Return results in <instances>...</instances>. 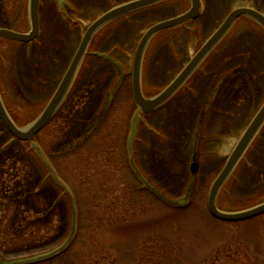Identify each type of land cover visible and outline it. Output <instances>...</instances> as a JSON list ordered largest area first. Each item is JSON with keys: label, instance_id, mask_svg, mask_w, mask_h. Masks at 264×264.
Segmentation results:
<instances>
[{"label": "rangeland", "instance_id": "1", "mask_svg": "<svg viewBox=\"0 0 264 264\" xmlns=\"http://www.w3.org/2000/svg\"><path fill=\"white\" fill-rule=\"evenodd\" d=\"M20 1L4 0L1 26L28 29L27 0L19 10ZM123 1L41 0L37 41L0 44V93L12 115L39 113L86 27ZM189 4L164 0L94 33L90 51L111 52L121 64V80L109 62L87 55L59 110L36 136L75 204L48 176L36 150L19 141L4 146L10 133L0 121V177L7 189L0 191V264H264V213L232 222L207 208L210 185L223 166L215 162L227 156L229 143L237 139L234 129L264 99V29L256 22L238 18L195 74L196 83L224 77L230 87L227 113L210 115L206 129L200 113L190 118L191 97L181 93L147 114L145 127H138L132 149L146 186L129 169L127 141L139 112L131 85L134 51L150 25ZM244 5L264 12V0H202L196 19L156 33L142 63L144 95L166 85L227 13ZM207 71L209 76H203ZM241 80L247 86L238 91ZM193 93L200 97L202 92ZM207 101L199 102V112L207 108L211 113L213 98ZM15 121L20 126L29 122ZM218 129L226 131L223 139H215ZM193 152L200 163L195 174L190 171ZM179 198L185 202L178 204ZM263 201L264 126L216 197L226 210Z\"/></svg>", "mask_w": 264, "mask_h": 264}, {"label": "water", "instance_id": "2", "mask_svg": "<svg viewBox=\"0 0 264 264\" xmlns=\"http://www.w3.org/2000/svg\"><path fill=\"white\" fill-rule=\"evenodd\" d=\"M159 1L161 0H129L106 10L92 23H90L86 28L81 38V41L76 49V52L52 97L50 98L44 109L39 113V115L27 125L20 127L14 122L0 96V120L2 121L6 129L9 131V133L13 136L14 139H17L19 141L31 142L32 147L36 150L39 158L44 163V165L49 169L53 179L57 183H59L64 189V185L55 176L54 169L50 164L49 160L47 159L45 153L43 152L41 146L37 141H34L33 138L51 120V118L54 116V114L60 107L77 71V67L85 54V51L92 35L98 29H100L102 26L109 23L110 21L120 16L136 11L138 9L157 3ZM39 4L40 0H29V31L18 32L8 28H0V37H5L20 42H30L35 39L39 32ZM200 6L201 0H190V7L185 12L154 23L141 36L136 46L132 62V92L135 103L137 104L140 111L144 113L150 112L156 107L163 104L166 100H168L173 95V93L185 82V80L200 64V62L207 56V54L214 48V46L221 40V38L226 34V32L229 30V28L237 18L241 16H247L255 20L264 28V13H262L261 11L248 6H240L232 9L225 16V18L223 19L221 24L215 29V31L199 47L193 57L182 68V70L177 74V76L157 94L152 96H145L141 86V67L144 52L149 40L155 33L159 32L160 30L179 25L190 19L196 18L200 14ZM98 55L109 59L116 66H118L120 72L122 73L120 64L116 62L109 54L100 53ZM138 120L139 115L136 114L133 119L129 136L128 146L131 153L133 139L137 132ZM263 121L264 103L261 105V107L255 114L247 128L242 133L236 146L229 155L224 167L222 168V170L211 185L207 198V206L210 213L216 218L226 221H241L264 213V201L255 206L238 211H224L219 209L216 205V195L219 189L223 185L224 181L232 171L234 165L239 160L246 147L249 145L250 141L256 134ZM196 169L197 163L194 162L191 165V170L192 172H195ZM65 191L68 192L66 189ZM68 194L72 198L69 192ZM184 201L185 200L181 198L177 202L179 204H182Z\"/></svg>", "mask_w": 264, "mask_h": 264}, {"label": "flooded vegetation", "instance_id": "3", "mask_svg": "<svg viewBox=\"0 0 264 264\" xmlns=\"http://www.w3.org/2000/svg\"><path fill=\"white\" fill-rule=\"evenodd\" d=\"M26 2V0H21L20 1V5H19V10L21 9V8H23L22 7V5L24 4ZM26 4V3H25ZM25 4H24V6H25ZM2 9V11H6L5 10V3H4V0H0V10ZM22 20H23V16H22ZM6 21H8V19L6 18ZM1 26V25H0ZM6 27H9V28H11V26H9V25H6ZM27 29H22V31H26ZM33 42V41H32ZM32 42L31 43H25L26 44V46H31V44H32ZM93 50H89V51H87L86 52V54H85V56L84 57H86L87 55H90V56H94V54H93ZM106 53H111V52H106ZM4 54V53H3ZM112 55V54H111ZM100 58H102V57H100ZM206 60V59H205ZM205 60L203 61V63H201V65L197 68V69H195V71L188 77V79L185 81V83L172 95V97L168 100V101H170V100H172L173 98H175V97H177V96H179V95H181V93H183V92H187V97H188V95L191 97V99H190V104H189V108H187V110L189 111V116H190V118H192V116H194L195 114H197V113H200V115H201V119H202V123L203 124H205L206 125V129H208V127H209V121H208V117H210V115H213L214 116V114L215 115H217V116H220L221 115V113H222V111L224 112V113H227V111L229 110V104L227 103V91H229L230 90V87L227 85V84H225V82L223 81L224 80V77H222V76H219V80L221 79L222 81L221 82H217V83H215L214 82V80H215V78L212 76V77H210L209 78V81L207 82L205 79H204V77H203V79H204V81L203 82H199V83H196L195 82V78L197 77V76H195V74H198L202 69H203V64H204V62H205ZM7 61V60H6ZM107 62H109V61H107ZM109 64L111 65V66H113V64L112 63H110L109 62ZM5 65V64H4ZM4 65L2 66V67H4ZM82 65V62H81V64L79 65V67H78V69H77V73H78V70L80 69V66ZM1 67V66H0ZM114 67V66H113ZM240 67H245L244 65L243 66H240ZM0 69H2V68H0ZM246 71V70H245ZM247 74H249V77H250V74H252L250 71H248L247 72ZM213 75H215V73L213 74ZM203 76H209V73H208V71L206 72V73H204V75ZM192 79H194V82H192ZM198 79V78H197ZM196 79V80H197ZM251 79H252V75H251ZM205 82H207L206 84H205ZM247 86V83H245L243 80H241L240 81V83L237 85V88L238 89H236V90H238V91H241V88H245ZM194 91H201L202 93H201V95H200V97H198V95L195 93H193ZM209 91H211V92H209ZM183 98H185V97H183ZM210 98L212 99L213 98V107L211 108V113L210 114H208L210 111H206V109L207 108H204V109H202L200 112H199V107H201L202 108V106H201V104L199 103V102H201L202 100H204V99H208V101L207 102H209V100H210ZM167 101V102H168ZM262 102V101H261ZM261 102L259 103V104H257L256 105V107H255V109H254V111L252 112V114L250 115V117L248 118V120L245 122V124L242 126V127H238V128H235L234 129V134H237V138L241 135V133L243 132V130L246 128V126H247V124L249 123V121L251 120V118H252V116L256 113V111H257V109H258V107H259V105L261 104ZM165 104V103H164ZM205 105H207V103L205 102ZM163 106V105H162ZM205 107V106H204ZM158 108H160V107H158ZM157 108V109H158ZM157 109H155V110H153V111H156ZM218 109V110H217ZM153 111H151V112H153ZM150 112V113H151ZM147 114H149V113H147ZM147 114H143V118L140 120V122H139V126H144L145 127V125H146V121H145V116L147 115ZM179 114H181V113H179ZM240 114H241V111H240V109L236 112V115L237 116H240ZM207 119V120H206ZM204 120H205V122H204ZM197 123V122H196ZM191 126H192V124H191ZM263 126H264V124H263ZM262 126V127H263ZM262 127L260 128V130L258 131V133H257V135H256V137H255V139L258 137V135L260 134V132H261V130H262ZM227 132H230V130H228ZM225 133H226V131L225 130H220V129H218V130H216L215 132H214V135H215V139H218V140H220V139H223V137H225ZM207 136H208V134H206ZM182 137V136H181ZM208 139H210V137L208 136ZM254 141H252V143H253ZM252 143H251V145H252ZM232 145V143L230 142L229 143V146H231ZM251 145H249L248 147H247V149L245 150V153H246V151L250 148V146ZM218 147H220V149H221V151L223 152L224 151V149L226 148V145H224V143L222 142V141H220L219 143H218ZM223 153H225V152H223ZM245 153H244V155H245ZM227 154V153H226ZM198 152H193V154H192V157H191V162H193V161H195V162H197L198 163V169H199V165H200V163H199V161L197 160V158H198ZM244 155L240 158V160L238 161V163L240 162V161H242L243 160V158H244ZM226 156L225 157H223V160H222V158H218V160L215 162V165H217L220 161H222V163L224 164L225 163V160H226ZM191 162H190V164H191ZM238 163L235 165V167H234V169H233V171L235 170V168L237 167V165H238ZM222 164V165H223ZM140 168V167H139Z\"/></svg>", "mask_w": 264, "mask_h": 264}, {"label": "trees", "instance_id": "4", "mask_svg": "<svg viewBox=\"0 0 264 264\" xmlns=\"http://www.w3.org/2000/svg\"><path fill=\"white\" fill-rule=\"evenodd\" d=\"M126 1V0H125ZM242 17H245V16H242ZM248 18V17H247ZM253 21V20H252ZM13 117H15V119L17 120V121H21V119H24L26 122H28V121H30L33 117H34V114L32 115V114H29V115H26V114H18V113H14L13 115H12ZM27 119H28V121H27ZM10 135V134H9ZM11 136H10V138H9V140L8 141H5L3 144H4V146L5 145H9L11 142H13V141H17V140H13V141H10L11 140ZM20 143H22L26 148H28L29 150H31V147H30V143L29 142H27V141H19ZM40 143V142H39ZM41 144V143H40ZM2 145V144H1ZM41 146H42V144H41ZM44 149V148H43ZM0 191H2L3 193H5L6 191H7V189H6V185H5V181L0 177ZM0 197H1V195H0ZM3 197H6V195L4 194V196Z\"/></svg>", "mask_w": 264, "mask_h": 264}]
</instances>
